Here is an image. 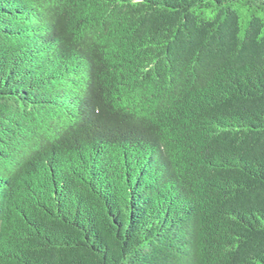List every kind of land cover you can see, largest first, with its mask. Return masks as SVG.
Instances as JSON below:
<instances>
[{
  "label": "trees",
  "instance_id": "1",
  "mask_svg": "<svg viewBox=\"0 0 264 264\" xmlns=\"http://www.w3.org/2000/svg\"><path fill=\"white\" fill-rule=\"evenodd\" d=\"M0 264H264V0H0Z\"/></svg>",
  "mask_w": 264,
  "mask_h": 264
}]
</instances>
